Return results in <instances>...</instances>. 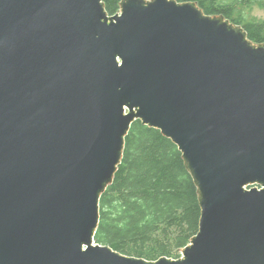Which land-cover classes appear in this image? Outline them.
I'll use <instances>...</instances> for the list:
<instances>
[{"label": "water", "instance_id": "1", "mask_svg": "<svg viewBox=\"0 0 264 264\" xmlns=\"http://www.w3.org/2000/svg\"><path fill=\"white\" fill-rule=\"evenodd\" d=\"M137 120L198 187L179 258L95 239ZM0 264H264V43L194 1L0 0Z\"/></svg>", "mask_w": 264, "mask_h": 264}, {"label": "trees", "instance_id": "2", "mask_svg": "<svg viewBox=\"0 0 264 264\" xmlns=\"http://www.w3.org/2000/svg\"><path fill=\"white\" fill-rule=\"evenodd\" d=\"M110 14L122 0H103ZM198 2L209 15L242 25L249 39L264 43V18L252 17L264 0H178ZM198 187L182 151L159 129L135 121L126 137L113 183L100 200L99 244L130 256L179 258L200 228Z\"/></svg>", "mask_w": 264, "mask_h": 264}, {"label": "rangeland", "instance_id": "3", "mask_svg": "<svg viewBox=\"0 0 264 264\" xmlns=\"http://www.w3.org/2000/svg\"><path fill=\"white\" fill-rule=\"evenodd\" d=\"M251 15H252V17L263 19L264 18V10L259 6H256L254 8V10L252 11ZM179 255H180V257L182 256V250L180 251Z\"/></svg>", "mask_w": 264, "mask_h": 264}]
</instances>
